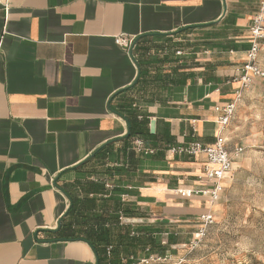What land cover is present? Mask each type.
<instances>
[{
	"label": "crops",
	"instance_id": "crops-1",
	"mask_svg": "<svg viewBox=\"0 0 264 264\" xmlns=\"http://www.w3.org/2000/svg\"><path fill=\"white\" fill-rule=\"evenodd\" d=\"M259 3L0 0V264H96L87 242L51 232L70 207L67 194L95 195L91 204L105 209L100 196L113 195L107 205L131 209L129 220H151L155 211L157 221L199 220L210 210L216 219L252 167L234 158L211 203L193 193L209 186L205 155L169 148L216 142V107L240 85L233 78ZM118 36L134 38L135 58ZM258 62L264 70V47ZM263 79L243 92L224 130L230 152L260 140L256 88ZM127 121L140 134L124 139ZM136 138L155 153L137 151Z\"/></svg>",
	"mask_w": 264,
	"mask_h": 264
},
{
	"label": "rangeland",
	"instance_id": "rangeland-1",
	"mask_svg": "<svg viewBox=\"0 0 264 264\" xmlns=\"http://www.w3.org/2000/svg\"><path fill=\"white\" fill-rule=\"evenodd\" d=\"M256 93L259 94L256 115L260 116L257 119L260 124L255 127L259 129L260 140L241 142L244 147L241 158L252 169L244 173V181L237 188L232 202L230 200L229 205L224 204L217 210L216 219L207 229L206 236L197 243L193 242L196 235L194 238L192 236L200 226L195 215L181 220L176 218L174 222L157 221L161 211H155L151 220L126 223L121 217L125 218L126 212L132 214V210L107 205L114 201V197L110 198L113 195L100 196L102 200H107L104 206L108 208L91 206L96 210H92V213H105L107 228L116 231V234L121 231L120 227L126 225L131 236L139 239L134 244L130 243V247H119L116 243L113 244L114 248L110 244L106 246L105 264L108 261H115L112 264H139L142 259L151 257V264H264V79L258 84ZM134 213L143 214L136 207ZM90 222L95 223V220L91 219ZM116 222L119 225L114 227ZM99 224L97 221L98 230H104ZM167 232H170V236H166ZM171 241H177L174 248L170 245ZM110 246L117 254L109 260L112 253L109 256L107 249ZM103 252L104 247L100 248V253Z\"/></svg>",
	"mask_w": 264,
	"mask_h": 264
},
{
	"label": "built area",
	"instance_id": "built-area-1",
	"mask_svg": "<svg viewBox=\"0 0 264 264\" xmlns=\"http://www.w3.org/2000/svg\"><path fill=\"white\" fill-rule=\"evenodd\" d=\"M250 33L251 40L250 46L246 51V60L244 64L237 69V73L233 78V81L240 84L235 92V97L230 102L216 107L219 114L217 118L219 131L216 136V142L213 145H205L199 141H193L188 145L172 146L169 148L172 154H187L191 156L200 154L205 155L206 160L203 164L202 174L205 176L209 186L204 190H194L193 193L208 197L211 203H215L218 200L223 190L222 181L232 171L234 158H238L244 151L242 147H239L233 152H230L225 147V140L223 138L224 130L232 120L244 90L252 85L255 77H264V70L260 67L258 62L259 54L264 47V0H260L259 8L252 19ZM115 41L118 45L130 49L131 52L135 49L134 38L118 36L115 38ZM135 149L146 155L155 153V150L148 148L141 138L135 139ZM180 193H184L183 190H180ZM121 219L124 218L121 217ZM199 221L200 226L196 232V239L193 241L196 243L206 236L207 229L214 223L215 217L213 212L210 210L202 214ZM111 249V246L107 249L109 256L112 251ZM157 259L160 258L157 257ZM152 260L153 257L142 259L139 264H151ZM173 264H181V262H174Z\"/></svg>",
	"mask_w": 264,
	"mask_h": 264
},
{
	"label": "trees",
	"instance_id": "trees-1",
	"mask_svg": "<svg viewBox=\"0 0 264 264\" xmlns=\"http://www.w3.org/2000/svg\"><path fill=\"white\" fill-rule=\"evenodd\" d=\"M130 122V121H129ZM130 134L124 139H129L137 134H140V127L133 125L130 122ZM116 140H113L102 147L97 148L93 153V156L88 157L83 163L89 162L91 159L96 157L100 152L106 148V146L111 145ZM82 164V163H81ZM71 200L70 207L68 211L61 218V224L57 227V229L52 230L57 238L62 240H75V241H85L87 242L91 248L93 249L96 255V264H105V248L109 246V244L114 248L113 244L116 243L119 247H130V243L138 242L139 239L137 237H132L128 231V226L120 227L121 231L116 234V231L107 228V224L105 219L107 215H97L91 214L89 211L92 210L93 204L92 201L95 199H89L87 197L77 198L73 197L70 194H67ZM90 207V209H89ZM95 220V223H91L90 220ZM97 221L100 223L99 225L103 227L104 230H98ZM105 224V225H104ZM118 222L113 225L116 227ZM153 238V237H152ZM151 240V239H150ZM104 247L103 254L100 253V248ZM115 249L111 251V253L115 254ZM115 263V261H113ZM109 264V263H108Z\"/></svg>",
	"mask_w": 264,
	"mask_h": 264
},
{
	"label": "water",
	"instance_id": "water-1",
	"mask_svg": "<svg viewBox=\"0 0 264 264\" xmlns=\"http://www.w3.org/2000/svg\"><path fill=\"white\" fill-rule=\"evenodd\" d=\"M226 5V4H225ZM225 12H226V6H225ZM131 54H132V56H133V52H131ZM133 58H134V56H133ZM136 61V60H135ZM127 124H128V133H127V135L125 136V137H127V136H129V134H130V128H131V125H130V123H129V121H127ZM103 146V145H102ZM101 146V147H102ZM92 155H94V153L92 154ZM91 155V156H92ZM125 221H126V223H140V222H144V220H136V219H134V220H129V219H124ZM164 221H168V220H164ZM61 224V220L59 221V225Z\"/></svg>",
	"mask_w": 264,
	"mask_h": 264
},
{
	"label": "bare ground",
	"instance_id": "bare-ground-1",
	"mask_svg": "<svg viewBox=\"0 0 264 264\" xmlns=\"http://www.w3.org/2000/svg\"><path fill=\"white\" fill-rule=\"evenodd\" d=\"M202 176H203L204 179H206L204 175H202ZM204 214H205V213H204Z\"/></svg>",
	"mask_w": 264,
	"mask_h": 264
}]
</instances>
